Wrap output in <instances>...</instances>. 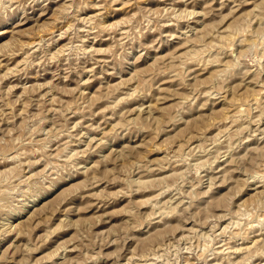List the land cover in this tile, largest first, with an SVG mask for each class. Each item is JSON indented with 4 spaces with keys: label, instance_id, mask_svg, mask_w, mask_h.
Wrapping results in <instances>:
<instances>
[{
    "label": "rangeland",
    "instance_id": "1",
    "mask_svg": "<svg viewBox=\"0 0 264 264\" xmlns=\"http://www.w3.org/2000/svg\"><path fill=\"white\" fill-rule=\"evenodd\" d=\"M0 264H264V0H0Z\"/></svg>",
    "mask_w": 264,
    "mask_h": 264
}]
</instances>
